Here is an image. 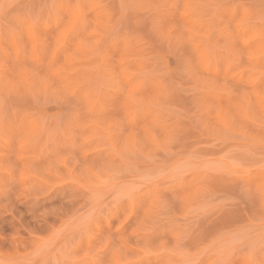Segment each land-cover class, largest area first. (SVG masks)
<instances>
[{
  "label": "rangeland",
  "instance_id": "rangeland-1",
  "mask_svg": "<svg viewBox=\"0 0 264 264\" xmlns=\"http://www.w3.org/2000/svg\"><path fill=\"white\" fill-rule=\"evenodd\" d=\"M0 264H264V0H0Z\"/></svg>",
  "mask_w": 264,
  "mask_h": 264
}]
</instances>
